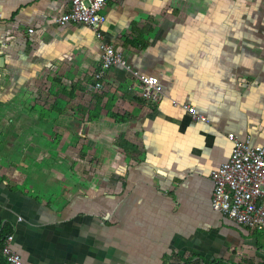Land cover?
I'll return each mask as SVG.
<instances>
[{
    "label": "crops",
    "instance_id": "1",
    "mask_svg": "<svg viewBox=\"0 0 264 264\" xmlns=\"http://www.w3.org/2000/svg\"><path fill=\"white\" fill-rule=\"evenodd\" d=\"M68 2L0 0V147L15 137L17 158L33 166L51 157L78 164L64 177L72 180L63 221L47 202L55 206L59 190L39 191V202L0 180V224L12 222V247L26 264H104L98 213L106 209L108 264H252L263 239L211 207L209 173L230 154L228 131L264 142V0H108L101 37L87 24L56 22ZM101 40L124 60L110 68L103 92L90 88ZM134 72L156 75L209 121L168 98L146 103L128 87ZM43 79L72 88L83 107L40 105ZM53 131L64 139L51 140ZM48 174L52 185L60 176ZM34 175L38 187L44 176ZM72 211L85 217L71 219Z\"/></svg>",
    "mask_w": 264,
    "mask_h": 264
},
{
    "label": "built area",
    "instance_id": "2",
    "mask_svg": "<svg viewBox=\"0 0 264 264\" xmlns=\"http://www.w3.org/2000/svg\"><path fill=\"white\" fill-rule=\"evenodd\" d=\"M107 1L69 0L57 15L56 22L60 25L84 23L101 37L100 28L106 21ZM28 30L32 31V28ZM115 63H124L121 52L113 43L101 40L100 62L91 74L90 88L105 91L108 72ZM133 77L128 87L133 88L146 103L157 105L168 98L172 105L184 109L193 119L209 121L194 104L168 95L156 75L134 72ZM226 137L231 143L230 154L209 173L213 184L210 205L237 224L264 234V142L254 140L251 135L240 137L235 131H228ZM12 240L13 233L6 237L2 255L9 264H25L19 252L12 247ZM260 253L263 256L264 249ZM263 262L264 258L260 257L258 264Z\"/></svg>",
    "mask_w": 264,
    "mask_h": 264
},
{
    "label": "rangeland",
    "instance_id": "3",
    "mask_svg": "<svg viewBox=\"0 0 264 264\" xmlns=\"http://www.w3.org/2000/svg\"><path fill=\"white\" fill-rule=\"evenodd\" d=\"M40 84L37 86L38 89H35V98L39 99V104L42 106H46L47 103L50 102L51 106L55 107L57 110H64L67 108H82L83 106H78V104H74L75 102L72 101L73 100V89H66L64 88V86H58L57 88H53L51 83H48L45 79L40 80L39 82ZM52 87V88H51ZM52 89V90H51ZM48 91H49V95L50 93L54 94V98L52 100L54 101H49L48 99ZM67 91V92H66ZM65 95H70L69 98L65 97ZM43 98H45V100L43 101ZM38 103V101L34 100V104ZM94 106H92L94 109L97 108V102L93 101ZM32 104V103H31ZM42 117V116H41ZM3 122V121H1ZM8 123H11L10 120H8ZM57 125H59L58 123H56ZM61 124V123H60ZM2 141L5 142L6 138L8 137L5 133H2ZM50 136L52 137L51 140L55 141V140H60V139H64V134L63 132H59V131H53L51 132ZM79 137V136H78ZM77 137V139H79ZM74 140V139H73ZM17 143V144H15ZM19 143V144H18ZM4 144V143H3ZM6 144L10 145L11 144V148L5 147L4 145L2 147H0V180L2 179V181L6 182L7 185L9 186L10 189L16 190L20 185H22V190L31 195L33 198L35 197V199L39 202L44 201V198L42 196H40V194L38 195L39 191H49L50 189L48 188L49 186L54 187V189L59 190V198L56 199L55 201V206H53V201L52 199H49L48 202V206L50 209H54L57 208V212H58V216H61L62 218H60V221H63V218H65L66 216L64 215V207L65 205H68L67 203H69L70 198L68 197L67 191H68V187H66L67 184H69V180H72L70 178L68 179H64L65 175H70V170L72 171V174H74L77 169H78V164L77 165H71L69 163V161H59V163L54 162L57 159L54 157H51V161L47 162V165L42 163L40 161V165H35L33 166V164L28 163L29 161L25 162L26 160H22V159H18L17 158V154L21 151L22 148V144L21 142H17L15 137L6 140ZM74 151V150H72ZM40 155H46L45 152L42 153V150H40ZM55 150L52 148L48 149V152L50 155H52V153H54ZM83 152V150H82ZM39 154V153H37ZM57 155L62 156L63 153H61L60 151L56 153ZM85 155V154H84ZM83 155V157H84ZM77 167V168H76ZM51 174V173H55L56 176H58L60 174V176L57 178V181H53V185L51 182H48V177L45 176V174ZM35 174L34 176H38V174H40L41 176H44V178L40 177V181H34L36 182V184H38V187H35V185H33L31 183V176ZM48 174V175H49ZM67 177V176H66ZM36 179V178H35ZM39 180V179H36ZM74 181V180H73ZM18 184V186H17ZM46 184V186H45ZM39 188V190H38ZM51 189V190H52ZM74 189V188H73ZM37 193V194H36ZM36 194V195H35ZM74 198V197H73ZM72 198V200H73ZM64 203V205H63ZM66 203V204H65ZM76 211H72V216L71 219H76L77 218H84L85 215L82 214V212H78L73 213ZM91 213V214H90ZM88 215H94V212H90ZM65 214H69V213H65ZM98 218L100 221H102L104 223V228L102 231V236L104 238L103 243L104 245V253H103V257L100 256V262L103 261L104 264H108L107 263V258L106 256L108 255L110 257V246L108 244H106V239L111 238L112 236V231L110 229V226L107 225H111L112 220H111V214L109 211H107L106 209H103L102 212L98 213ZM90 234L91 232L88 231ZM95 232V230L93 231V233ZM256 233L254 234L255 237L257 238H262V242L264 245V235L263 233L259 232V231H255ZM92 233V234H93ZM251 233H253L252 230H250L249 236L251 235ZM99 234H101V232H99ZM92 243L91 247H95L96 246V241L95 238L93 237L92 240L90 241ZM77 246H79L78 242H75ZM76 246V247H77ZM264 247V246H263ZM263 247H258V248H262ZM256 253V260L252 263V264H258L260 262V257L264 258L263 256H260V252L255 251ZM95 260L92 261V263L89 264H95L94 263ZM26 264V262H25ZM83 264H87V262L83 263ZM125 264H136V262H131V261H126Z\"/></svg>",
    "mask_w": 264,
    "mask_h": 264
},
{
    "label": "trees",
    "instance_id": "4",
    "mask_svg": "<svg viewBox=\"0 0 264 264\" xmlns=\"http://www.w3.org/2000/svg\"><path fill=\"white\" fill-rule=\"evenodd\" d=\"M13 225L12 222L9 220L4 221L2 224H0V264H9L7 259L2 255L1 251L5 244L6 237L13 232ZM183 261H189L190 259H182ZM201 261L203 264H226L221 259H207L204 257H201ZM230 262H227L229 264ZM182 264V262L180 263ZM264 264V262H263Z\"/></svg>",
    "mask_w": 264,
    "mask_h": 264
}]
</instances>
